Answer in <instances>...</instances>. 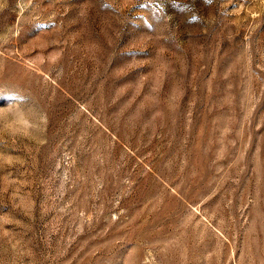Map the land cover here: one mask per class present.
Returning <instances> with one entry per match:
<instances>
[{
  "label": "rangeland",
  "instance_id": "rangeland-1",
  "mask_svg": "<svg viewBox=\"0 0 264 264\" xmlns=\"http://www.w3.org/2000/svg\"><path fill=\"white\" fill-rule=\"evenodd\" d=\"M0 264H264V0H0Z\"/></svg>",
  "mask_w": 264,
  "mask_h": 264
}]
</instances>
